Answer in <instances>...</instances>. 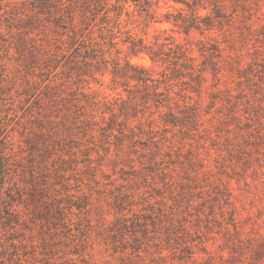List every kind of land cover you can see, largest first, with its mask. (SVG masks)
I'll use <instances>...</instances> for the list:
<instances>
[{
  "label": "rangeland",
  "instance_id": "obj_1",
  "mask_svg": "<svg viewBox=\"0 0 264 264\" xmlns=\"http://www.w3.org/2000/svg\"><path fill=\"white\" fill-rule=\"evenodd\" d=\"M0 264H264V0H0Z\"/></svg>",
  "mask_w": 264,
  "mask_h": 264
}]
</instances>
